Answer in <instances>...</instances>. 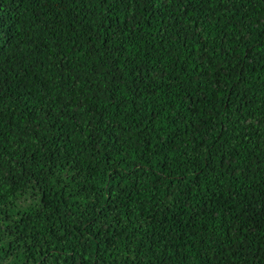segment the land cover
I'll return each mask as SVG.
<instances>
[{
  "label": "trees",
  "instance_id": "obj_1",
  "mask_svg": "<svg viewBox=\"0 0 264 264\" xmlns=\"http://www.w3.org/2000/svg\"><path fill=\"white\" fill-rule=\"evenodd\" d=\"M0 264H264V0H0Z\"/></svg>",
  "mask_w": 264,
  "mask_h": 264
}]
</instances>
